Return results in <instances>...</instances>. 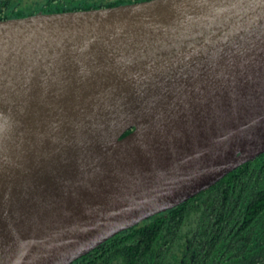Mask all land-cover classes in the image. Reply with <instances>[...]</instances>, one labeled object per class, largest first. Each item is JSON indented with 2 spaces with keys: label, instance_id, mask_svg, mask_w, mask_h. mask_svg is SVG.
I'll return each mask as SVG.
<instances>
[{
  "label": "water",
  "instance_id": "1",
  "mask_svg": "<svg viewBox=\"0 0 264 264\" xmlns=\"http://www.w3.org/2000/svg\"><path fill=\"white\" fill-rule=\"evenodd\" d=\"M263 151L264 0L0 18V264H69Z\"/></svg>",
  "mask_w": 264,
  "mask_h": 264
},
{
  "label": "trees",
  "instance_id": "2",
  "mask_svg": "<svg viewBox=\"0 0 264 264\" xmlns=\"http://www.w3.org/2000/svg\"><path fill=\"white\" fill-rule=\"evenodd\" d=\"M131 1L136 0H41L32 8L4 11L0 18ZM69 264H264V151Z\"/></svg>",
  "mask_w": 264,
  "mask_h": 264
},
{
  "label": "flooded vegetation",
  "instance_id": "3",
  "mask_svg": "<svg viewBox=\"0 0 264 264\" xmlns=\"http://www.w3.org/2000/svg\"><path fill=\"white\" fill-rule=\"evenodd\" d=\"M41 0H0V13H3L4 11H14L17 8H29L33 7L37 3H39ZM42 11V10H38ZM13 13V12H12ZM14 15H10L7 17H13ZM6 17V18H7Z\"/></svg>",
  "mask_w": 264,
  "mask_h": 264
}]
</instances>
